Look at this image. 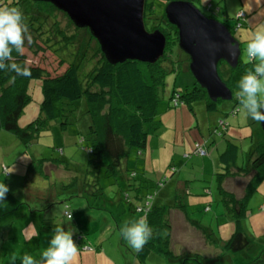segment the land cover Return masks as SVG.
<instances>
[{"label":"rangeland","instance_id":"obj_1","mask_svg":"<svg viewBox=\"0 0 264 264\" xmlns=\"http://www.w3.org/2000/svg\"><path fill=\"white\" fill-rule=\"evenodd\" d=\"M10 1L7 0L9 3ZM153 2L156 15H162L166 1L153 0ZM194 4L204 15L213 16L214 19L227 26L231 35L241 43V60L245 63L248 39L241 38V32L246 31V36H250L253 26L245 25L243 21L246 18L237 21L236 14L243 12L247 14V19L256 15L260 19L257 26L264 25V0H196ZM54 13L61 27L68 34H73L71 38H74L75 35L74 40L77 41L75 44L68 43L66 48L60 47V51H57L68 62H75L78 65L79 78L83 79L95 64L91 59V54L97 47V43L89 37L85 29L77 30L61 12ZM225 15L228 17L227 19L223 17ZM235 23L241 26L236 28ZM81 40L85 42L80 43L83 48L82 51H79L77 45ZM77 52H79L78 55ZM173 55L175 56L176 53ZM218 71L221 79H227L229 68L224 62L219 64ZM164 80L165 84L160 90L161 99L155 117L159 121L160 127L153 135L148 136L147 150L143 151V159L140 164H137L135 153L132 151L124 161V165L129 170L136 169L138 173L136 180L142 177L140 175L142 171L139 169L146 170L144 176L149 182L143 184L140 195L152 191L154 194L156 187L153 185L165 178V183L161 187L159 186V190L157 189L155 192L154 199H160L159 195L163 194L160 193L161 191L173 194L176 187L181 196H184L189 217L206 226L211 224L216 234L226 238L229 224H234L232 221L228 222L218 193L216 174L222 172V165L220 164L218 168L215 165L218 164L219 155L223 150H217L215 143H218L222 138L221 140L225 142L229 140L236 144L238 147L237 166L247 169L251 162V152L256 142V136L262 132L259 121L248 116L239 104L237 113L231 114L233 103L230 100L218 102V108L213 112H207L201 101L192 103V106L183 101L179 106L173 107L169 99L171 93L173 91L183 93L191 88L194 78L189 72L181 71L167 73ZM28 90L31 100L19 117L18 124L21 127L27 126L39 115L42 100L41 80H30ZM73 106L77 108L78 122H71L65 129H62L60 121H55L49 130L41 133L28 146H24L7 132L0 134V182H4L9 187L6 199L0 201V263L6 255L3 264H10L13 256L22 255L20 236L17 231L20 228L19 225L24 224L25 219L33 216L37 226L41 227V223L47 222L51 227L48 232L41 234L40 247L26 249L27 253L37 259H39V254L48 247V241L51 239L54 229L53 225L56 224L62 226L65 231L73 232V240L77 246L79 245L76 264H141L135 258L136 251L121 236L120 228L125 221L138 220L143 217V213L135 211V207L142 205V201L135 199V190L128 188L122 176L115 177L106 172V160L102 163L90 164V157L84 150L85 144L79 143L80 134L87 130L88 117L84 111V100L74 102ZM218 120H225L229 124L225 132L226 138L218 137L215 133L217 137L210 136ZM211 139H216V142H209L206 145L208 154L210 155V151L213 152L211 160L207 158L208 155L200 157L193 153L196 142L203 143L205 140L211 141ZM37 158H60L70 163L68 171H77V177L80 174L83 177L82 174L88 169L96 172L98 176L96 183L101 188L96 196H90L88 193L84 197L77 196L74 188L77 185L75 184L73 187L69 186L66 190L61 191L58 181L56 182L58 199L62 198L63 203L68 204L71 213L79 220L78 224L74 223V218L70 220L64 216L63 203L56 201L48 207V210L33 212L31 216L23 215L24 209L26 210V207L20 204V200L24 198L23 185L26 187L37 185L32 180L35 172L29 171L28 173L30 161ZM203 160L206 163L205 167ZM3 166L6 167L7 172H3ZM55 174L59 179L66 177L60 172L55 171ZM43 179H47L50 184L54 182L52 175L43 177ZM245 182V178L235 177L224 181V185L227 190L240 196ZM63 185L65 183H62ZM46 189L41 188L40 190L45 192ZM205 207H209V210L205 211ZM46 218L48 220H45ZM216 219L220 220L221 225L217 226ZM242 225L250 237V244L239 253H227L221 259L216 260L215 264H243L257 256L264 248V181L259 184L256 192L248 200V213L242 220ZM233 228L234 226H232L231 232ZM181 234L186 236L189 233L181 232ZM192 236L194 242L187 244L190 246L187 250L180 244H173L172 249L185 254L187 259L194 257V260L199 261L198 264H213V261L204 263L202 255L197 251L195 252L200 258L193 256L192 252L196 249L204 250L209 254L213 250L207 249L206 244L198 238L197 232ZM175 238L178 242L181 241L179 234H175ZM85 244L88 247H93L92 257L81 254L85 253L81 249ZM191 247L193 250H190ZM182 261L185 262L184 259ZM19 262L17 259L16 264ZM190 263L197 264L196 262ZM145 264L176 263L170 261L169 258L152 254L146 259Z\"/></svg>","mask_w":264,"mask_h":264},{"label":"trees","instance_id":"obj_2","mask_svg":"<svg viewBox=\"0 0 264 264\" xmlns=\"http://www.w3.org/2000/svg\"><path fill=\"white\" fill-rule=\"evenodd\" d=\"M165 1L167 4L174 0ZM187 1L195 5L196 0ZM1 6L17 7L24 14V22L28 27L27 35L31 36V43L26 38L24 54L17 55L14 52L13 58L20 63L26 62L30 68L31 76H16L12 72L0 71V132H7L24 146H28L41 133L49 130L55 121H60L62 129H65L71 122H78L77 108L73 104L76 101L84 100V111L88 117L87 130L80 134L79 143L85 144L84 150L90 157V164H98L106 160V172L115 177L122 176L128 188L135 190V199L142 201V205L136 206L135 211L143 213L142 218L146 219L152 228V238L145 244L142 251L135 252V258L143 264L150 254L173 256L171 249L172 211L175 208L184 207L181 194L177 191L175 199L171 203L157 204L154 195L157 189L159 190V186L161 187L165 183V178H163L153 185L156 187L154 194L152 191L140 195L143 184L149 182L144 176V168L139 169L142 171L140 173L142 177L136 180L138 177L136 169L129 170L124 165V161L133 151L139 165L143 159L142 153L147 146L148 136L153 135L160 127V123L155 117L161 99L160 90L165 84V75L169 72H189L190 60L188 55L178 47L175 26L167 21L164 13L156 15L153 0H145V28L148 31L159 30L166 38L162 57L153 64L135 60L112 64L105 58L97 40L89 30L76 27L66 13L52 4L32 0H11L10 3L7 0H0ZM54 12H61L77 30L85 29L89 37L97 43V47L91 54V59L95 64L83 79L79 78L78 65L75 62H68L57 51L60 47L66 48L68 43L75 44L77 41L74 40L75 35L74 38H71L73 34H68L61 27ZM207 17L214 19L213 16ZM223 17L228 18L226 15ZM244 18H246L245 13L236 14L237 21ZM239 26L241 25L235 23L236 28ZM84 40H81L77 45L79 51H82L83 45L80 43H84ZM87 48L89 49V46ZM174 53H176L175 56ZM78 54L79 52H77ZM74 61L76 60L74 59ZM255 63L256 61L244 63L241 57L236 67L230 68L225 63L229 68V75L222 81L232 94L230 99L233 103L231 114H235L239 110V102L234 96L238 90V82L248 70L254 69ZM32 79H40L42 83L40 111L35 120L28 123L27 126L21 127L18 120L25 106L31 100L28 85ZM169 99L173 107L179 106L183 101L190 106L194 102L201 101L207 112L216 111L218 102L223 101L220 99L210 100L206 91L195 81L192 87L183 93L173 91ZM176 100L178 105L174 106ZM220 121L226 122L218 120L213 131L218 137L226 138V130L218 134V132L220 133L218 129ZM226 123L228 124V122ZM260 133L253 146L251 162L247 169L237 166L238 147L233 142L226 140L224 150L219 155L222 172L216 174L218 193L223 207L232 217L234 228L217 260L227 253H239L250 244V237L244 230L242 220L248 213V200L256 192L259 184L264 181V133ZM196 144L203 145L198 142ZM204 147L206 148V141ZM193 153L197 155L195 148ZM68 164L70 163L60 158H37L30 161L28 173L32 171L35 172L34 176L40 178L49 175L54 178V182L48 184L46 191L40 193L39 199L35 197L33 202H25V205L30 207L31 213L48 210L54 201L63 203L62 198L58 199L57 181L61 191L66 190L69 186L73 187L75 184L77 185L74 187L77 196L84 197L86 193L90 196L97 195L101 188L96 183L98 179L96 172L88 169L82 174L83 177L81 174L77 177V171H68ZM2 170L7 172L4 166ZM55 171L65 174L66 177L64 179L57 178ZM235 177L246 179L240 196L227 190L224 185L225 180ZM62 183L65 185L62 186ZM62 205H64L63 214L69 219L66 213L72 216L70 208L67 203ZM39 208L41 210H38ZM208 210L209 207H205V211ZM34 220L33 218V222ZM49 224L41 223V226L44 228ZM55 226L57 225L54 224L53 228ZM85 248L83 245L81 249ZM88 249L94 251L91 246ZM243 264H264V248L257 256Z\"/></svg>","mask_w":264,"mask_h":264},{"label":"water","instance_id":"obj_3","mask_svg":"<svg viewBox=\"0 0 264 264\" xmlns=\"http://www.w3.org/2000/svg\"><path fill=\"white\" fill-rule=\"evenodd\" d=\"M48 2L66 13L79 28H87L110 63L135 60L155 63L162 57L166 38L159 30L144 25L145 0H32ZM164 15L177 30L178 47L188 55L194 81L212 101H226L231 91L218 73L225 62L236 67L241 45L222 22L205 16L187 0L165 5ZM264 111V110H262ZM264 133V122H259Z\"/></svg>","mask_w":264,"mask_h":264},{"label":"clouds","instance_id":"obj_4","mask_svg":"<svg viewBox=\"0 0 264 264\" xmlns=\"http://www.w3.org/2000/svg\"><path fill=\"white\" fill-rule=\"evenodd\" d=\"M24 20V14L19 8L0 7V71L29 77L31 71L26 62L20 63L13 58L14 52L17 55L24 54L26 38L31 43ZM245 51V63H256L253 70H248L241 77L234 96L248 116L255 121L264 122V25L258 26L251 33ZM8 192L9 187L0 182V201L6 199ZM69 219H72L71 215ZM120 233L136 252L143 250L153 234L144 218L125 221ZM78 252L73 232L65 231L62 226H55L48 247L39 254V259L25 252L22 256H13L10 264H16L17 259L20 264H76Z\"/></svg>","mask_w":264,"mask_h":264},{"label":"crops","instance_id":"obj_5","mask_svg":"<svg viewBox=\"0 0 264 264\" xmlns=\"http://www.w3.org/2000/svg\"><path fill=\"white\" fill-rule=\"evenodd\" d=\"M251 8H252V6H251ZM243 22L245 23V25H249V26L252 25L253 28L251 31L253 32L258 27L257 25L260 23V19L256 15H253L248 19L246 16V20H244ZM249 37L250 36H246V31L241 32V38L249 39ZM0 134H3V133L0 132ZM259 134H261V133L259 132L257 134L256 139L259 137ZM210 136L217 137V136H215V134H213V131H212ZM221 139L222 138L219 139L218 143H215V148L217 150H219V149L224 150L225 141H223ZM205 141H206V145H207L209 142L210 143L216 142V139H211V141L210 140H205ZM205 141L203 142V145H205ZM198 143H201V142H198ZM146 150L147 149L145 148V151ZM206 150H207V146H206ZM212 154H213L212 151H210V155L208 154V151H207V155L209 156L207 158L211 160ZM143 164H144V162H143ZM203 164L205 167L206 163L204 162V160H203ZM220 164H221L220 160L218 159V164L215 165L216 168H218ZM144 171H146V170H144ZM32 180L34 181V183H37L36 186H34V184L31 187H26L25 185H23L24 186V188H23L24 198L20 200V204L24 205L26 207V210L24 209V211H23V215L27 214V215L31 216L30 207L28 205H25V202H27V201L33 202L35 200L34 199L35 197H38V199H39V196L41 193L40 189L41 188L46 189L48 184H49L47 179H43V178H40L38 176H34L32 178ZM160 193H163V194L159 195L160 199H158V200L155 199L157 204L161 205V204L171 203L175 199V194L177 193V188L175 187V191L173 194H170L167 191L166 192L161 191ZM182 201H183L184 207L175 208L172 211V245L173 244H180L183 246V248L185 250H187L188 248H190V246L187 244H192L194 242L192 234L197 232L198 238L201 239L202 242H204V244H206V247L209 251L212 249L213 252L211 254H209V253L204 252V250H202V251H199L197 249L193 250L191 247L190 250H193V252H192L193 256H197V258H198L199 257L198 253H200L202 255L201 258H203L204 263L213 261V264H215L216 260L218 259V255H220L222 252V248H223L225 242L229 239V237L231 235V229H232L233 225L229 224L230 227H229V230L227 232V236H226V238H222L221 235L216 234V232L212 229L211 224H207L209 226H206V225H204V224H202L196 220L191 219L189 217L187 209H186L187 205L184 202V196H182ZM223 210H224V214L228 218L227 219L228 222H231L232 217L230 216L228 211L225 210V208H223ZM23 215H22V217H23ZM72 218L75 219L74 223H77V224L79 223V220L76 219L74 214H72ZM219 222H220V220L216 219L217 226L221 225ZM19 227L20 228L18 229L17 232L19 233V236H20V242L19 243H20L21 248H22V250H21L22 255L26 252V249L30 250L31 247H40V241H41V236H42L41 234L43 232H48L50 229V226H45L44 228H43V226H41V227L37 226V223L33 222V216H32V218L25 219L24 224L19 225ZM181 232H183L184 234L189 233L188 235H186L187 238H189V239H187L186 236L181 234ZM191 232H192V234H191ZM175 234L176 235L179 234V240H181L180 242H178L177 239L175 238ZM84 246L86 248L84 250H82V252H85V253H81V254H86V255L92 257V254L94 253V251H92L91 249H88L89 247L86 244ZM171 249H172V247H171ZM195 251H197L198 253ZM172 253H173V256H170V257H166V256H159V257L169 258L170 261H172L173 263H176V264L178 262H180L179 264H192L190 262H196L198 264V262H199L198 260H194V257H192V259H187L185 254L178 252V251H174L173 249H172ZM151 255L152 254H150L147 258H149ZM154 255H156V254H154ZM6 257H7V255H6ZM6 257L3 260H1L2 264L4 263ZM183 259L185 260V262L182 261ZM187 260H190V261H187ZM145 262H146V260L144 261L143 264H145ZM186 262H189V263H186Z\"/></svg>","mask_w":264,"mask_h":264},{"label":"built area","instance_id":"obj_6","mask_svg":"<svg viewBox=\"0 0 264 264\" xmlns=\"http://www.w3.org/2000/svg\"><path fill=\"white\" fill-rule=\"evenodd\" d=\"M176 105H178L177 100L174 101V106H176ZM218 124H219L218 129L220 130V133L218 132V134H221L222 131L226 130V128L228 127V124L224 121H220V122H218ZM195 153L199 156H205L207 154V150L204 147V145L196 144L195 145ZM66 216L69 217L70 216L69 213H66Z\"/></svg>","mask_w":264,"mask_h":264}]
</instances>
